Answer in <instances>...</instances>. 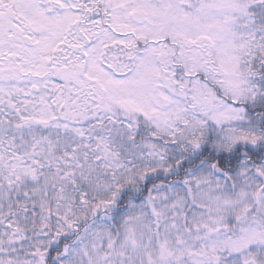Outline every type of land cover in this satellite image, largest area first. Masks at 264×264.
Listing matches in <instances>:
<instances>
[{
    "label": "snow or ice",
    "instance_id": "obj_1",
    "mask_svg": "<svg viewBox=\"0 0 264 264\" xmlns=\"http://www.w3.org/2000/svg\"><path fill=\"white\" fill-rule=\"evenodd\" d=\"M0 264H264V0H0Z\"/></svg>",
    "mask_w": 264,
    "mask_h": 264
}]
</instances>
